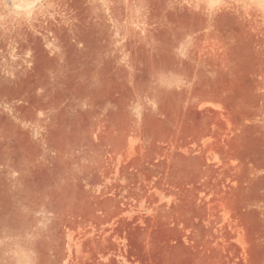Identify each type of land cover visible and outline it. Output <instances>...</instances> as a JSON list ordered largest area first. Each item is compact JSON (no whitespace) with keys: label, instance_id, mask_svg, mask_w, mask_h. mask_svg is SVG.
Returning a JSON list of instances; mask_svg holds the SVG:
<instances>
[{"label":"rangeland","instance_id":"obj_1","mask_svg":"<svg viewBox=\"0 0 264 264\" xmlns=\"http://www.w3.org/2000/svg\"><path fill=\"white\" fill-rule=\"evenodd\" d=\"M0 264H264V0H0Z\"/></svg>","mask_w":264,"mask_h":264}]
</instances>
